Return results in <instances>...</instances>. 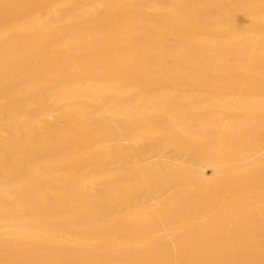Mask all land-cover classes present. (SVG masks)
Listing matches in <instances>:
<instances>
[{"label": "bare ground", "instance_id": "6f19581e", "mask_svg": "<svg viewBox=\"0 0 264 264\" xmlns=\"http://www.w3.org/2000/svg\"><path fill=\"white\" fill-rule=\"evenodd\" d=\"M61 1L0 0V191L11 184L0 195V264H264V116L209 114L264 106V0H234L237 10L231 0H172L167 13L133 0L124 17L144 27L105 47L102 34L84 38L93 21L71 13L34 30V10ZM203 8L212 15L200 18ZM22 19L15 38L27 51L6 37ZM103 80L125 96L79 90ZM69 84L81 114L54 123L42 107ZM20 231L33 236L11 240Z\"/></svg>", "mask_w": 264, "mask_h": 264}, {"label": "rangeland", "instance_id": "374dc122", "mask_svg": "<svg viewBox=\"0 0 264 264\" xmlns=\"http://www.w3.org/2000/svg\"><path fill=\"white\" fill-rule=\"evenodd\" d=\"M92 1L93 2L88 1V0H84V1L83 0H62L61 2L54 3L53 5H47V6L42 5L40 8H43V9L41 11L34 10V12L32 13L30 17L32 18L31 21L35 27L34 30H37V29L38 30H48L50 28H56L59 26H63L64 23L69 22V20H71L70 19V13H71L75 15L74 18L72 19L73 22L78 21L82 24L85 21L92 20L94 23V27L92 29L88 31L86 30L83 31L82 29H80V31H83L85 33L84 38L88 40H92L95 37L94 41H96V39L98 38L97 35H100V34L104 35V38L103 36L101 38H103L104 41H106L105 44H103V47H105V45H108L107 43L111 44V46L112 45L116 46V44H114L116 42L114 41L117 37H122L123 39L122 44L126 46L130 41V39H126V37L128 38V37L136 36L135 34H131L132 30L136 31L144 27V25L142 24L139 25V22L127 20V18L124 17L126 16L125 14L128 13L127 11H130L132 7L137 4L133 2V0H92ZM140 1L142 2L141 7L143 11L144 9H146L147 11V8L152 9V8L158 7V8H165V13H167L169 9L173 7L172 0H140ZM238 8H239V4L238 2L234 0H231V2L227 6L228 10H237ZM110 15H115V16L117 15V17H120L119 21L121 23L120 24L117 23L116 26L112 25L111 27L102 26L101 19L109 17ZM197 15H199L200 18L205 19L211 16L212 14H211L210 9L203 8L197 11ZM26 22H27L26 19L25 20L22 19L19 22H17L15 26L13 27V29L10 30L11 33L6 36V37H12L13 42H10V43L13 44V49L15 50L17 48H23V50H26V51L30 49L31 45L29 41L18 40L17 38H15V36L21 33H25ZM156 25H159V24L156 23ZM7 33H4V34H7ZM106 33L108 34L107 36H106ZM166 36L168 37V35ZM183 37H188V36L185 33ZM81 39L82 38L77 37V35L73 36V38L65 36L64 41L62 42V45L57 46L56 50L57 52H62L66 47L77 44L76 42L81 41ZM188 39L185 41V43H187ZM222 42L226 44L225 41H222ZM124 46L122 49H120V51H122L121 56L131 57L132 54H130V52L126 50ZM0 57H4V56H0ZM96 58H100V55L96 56ZM110 59L113 61V65L119 64L117 56H115V58L111 57ZM71 85L72 84H69L65 86V88L60 90L61 94L59 95V101L56 102L55 106L47 108L48 105H44V107H42L43 110L46 109L45 111H47L48 113L47 115L51 116V119L54 120V123L58 121L59 123H61L60 121L65 119L68 115L75 117L81 114L80 109H77V107H74V105L79 104L80 100L77 98H74V95L75 96L77 95L74 93V91L71 92L74 89V88L73 89L71 88ZM79 90H81V92L85 91L87 93H91L90 94L91 96H99L100 98L102 96H106L109 94H112L120 98V97L125 96L126 94V91L124 90L122 86H116L115 84L109 83L106 80H103L99 82L98 84H90L85 87L82 86ZM167 100L168 99H165V102H167ZM63 103L67 104V106H65V109H66L65 112H63V110H65L62 108L63 106L62 107L60 106ZM57 104H60V105H57ZM246 108L256 110V113H258L261 116H264V106L258 101H253L251 103L245 104L243 107H240L239 109H236L235 111H228V110L217 111L213 109L212 111H210L209 114L211 115L215 114V118H213V122L221 123L223 117H226L234 112L238 116L244 115V111ZM106 110H109V108H106ZM44 115L45 114L40 115L41 119L43 120H45V117L47 116V115L46 116ZM14 124H16V122H14ZM261 129L262 127H260V130ZM218 133H220V131ZM105 144L107 143L105 142ZM260 156L262 157V159H264V152L260 154ZM128 168L132 169L133 166H129ZM204 174L210 175L211 169L210 168L204 169ZM65 178L69 179L70 182L76 181L77 183H82L85 181V179H89L84 174H82V176L79 175L75 177L74 179L72 178L71 174H69ZM20 183L21 182H17V183L12 182V185H20ZM7 192H11V184L10 185L7 184L6 186H3V189L0 191V195L6 196L8 195ZM4 193L6 194L4 195ZM231 209L235 210V207H232ZM256 210L258 212H264V207L257 208ZM204 219L206 220V217L203 218L201 221H205ZM234 228L235 227L232 228V226H230L227 229L233 230ZM177 229L178 228L176 226L172 227L170 232H173ZM187 231H189V227L184 232H187ZM253 232L257 236L259 235L258 233L260 231L257 230L256 228L255 230H253ZM0 233H1V230H0ZM29 234H32L31 236H33V233H29ZM29 234H27L25 231L14 232L11 234L10 238H12L11 240L23 243L27 240V238L29 237ZM215 234H218V232H215L214 235ZM255 235H253V237H255ZM260 235H264V233H261ZM260 239H261L262 244L264 245V239H262L261 237ZM173 246L178 247V244H173ZM202 253H206V251H203Z\"/></svg>", "mask_w": 264, "mask_h": 264}]
</instances>
